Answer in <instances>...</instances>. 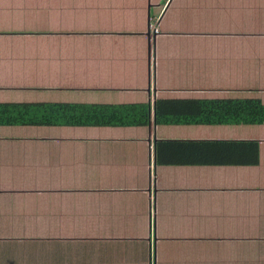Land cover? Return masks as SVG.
Listing matches in <instances>:
<instances>
[{
	"label": "crops",
	"instance_id": "1",
	"mask_svg": "<svg viewBox=\"0 0 264 264\" xmlns=\"http://www.w3.org/2000/svg\"><path fill=\"white\" fill-rule=\"evenodd\" d=\"M214 98L264 104V0H0V103L58 124L0 126V264H264V124Z\"/></svg>",
	"mask_w": 264,
	"mask_h": 264
},
{
	"label": "trees",
	"instance_id": "2",
	"mask_svg": "<svg viewBox=\"0 0 264 264\" xmlns=\"http://www.w3.org/2000/svg\"><path fill=\"white\" fill-rule=\"evenodd\" d=\"M190 106L196 110L194 113L198 115L199 122L209 124H264V104L260 100L197 99L193 100ZM50 111L51 109L46 103L22 105L19 103H0V126L58 125L48 122L52 117ZM169 111L164 110L163 113L169 114Z\"/></svg>",
	"mask_w": 264,
	"mask_h": 264
},
{
	"label": "built area",
	"instance_id": "3",
	"mask_svg": "<svg viewBox=\"0 0 264 264\" xmlns=\"http://www.w3.org/2000/svg\"><path fill=\"white\" fill-rule=\"evenodd\" d=\"M157 20H153L151 23H150V29H151V32L156 35L158 34V27H157Z\"/></svg>",
	"mask_w": 264,
	"mask_h": 264
}]
</instances>
